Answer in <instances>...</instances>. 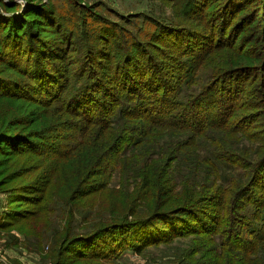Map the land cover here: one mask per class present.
<instances>
[{
	"label": "trees",
	"instance_id": "16d2710c",
	"mask_svg": "<svg viewBox=\"0 0 264 264\" xmlns=\"http://www.w3.org/2000/svg\"><path fill=\"white\" fill-rule=\"evenodd\" d=\"M172 1L194 42L177 49L167 34L123 47L107 40L104 54L75 71L55 38L50 42L58 50L46 48L41 32L28 27L29 9L0 0V104L12 100L13 87L50 94L36 97L35 105L48 110L46 120L59 133L55 140L70 144L60 167L78 166L65 195L74 206L103 212L96 228L81 236L73 233L72 213L63 230L47 210L19 219L24 237L52 244L53 264H111L123 251L142 253L180 238L189 248L177 253L178 264H264V0H229L236 5L229 16L206 10L211 0ZM252 3L256 13L238 14ZM247 19L259 28V38L252 37L261 45L245 49L239 21ZM50 53L60 64L48 60ZM7 69L21 80L5 76ZM201 71L209 77L203 86ZM49 81L56 83L51 90ZM185 86L200 87L182 99ZM17 125L0 127V144L17 140L18 154L42 157L34 173L54 159V145L43 150V130L13 132ZM42 168L35 180L5 189L8 197L32 201L41 191L38 178L52 179L49 167ZM116 174L119 187L112 185ZM97 176L104 178L87 182ZM11 218H0V230Z\"/></svg>",
	"mask_w": 264,
	"mask_h": 264
},
{
	"label": "rangeland",
	"instance_id": "374dc122",
	"mask_svg": "<svg viewBox=\"0 0 264 264\" xmlns=\"http://www.w3.org/2000/svg\"><path fill=\"white\" fill-rule=\"evenodd\" d=\"M4 1L9 4L18 3L22 10L29 9L28 12L30 14L26 19L28 27L31 25L30 28L34 32H41V37H39L41 39L40 42L46 48L58 50L50 42L55 38L53 44H58L62 50L68 51L66 62L71 64L75 71L79 70L83 64L89 63L94 59L97 60L99 54H104L106 52L105 42L107 40L121 42L123 47L125 46V42L130 43L137 39L146 41L149 39V35L161 37L167 34L169 38L175 40L177 49L185 48L188 41L194 42L196 40L185 35L190 26L177 19L172 0ZM226 1L211 0V5L210 7H206V10H216L217 16H221L224 12L229 16L234 11L233 7L236 5L232 1L229 2L228 0V3ZM248 3L250 2L248 1ZM226 6L228 7L224 10ZM255 6V3L246 5L244 9L238 11V14L249 13L255 9ZM257 11L258 9H255L252 14ZM18 13L20 11L13 14ZM258 14L260 15V12ZM239 22L240 28L245 30L242 37H248V40H251H247L245 49L250 46H258L260 44L259 41H256L255 37L252 36H258L259 38V28L256 27L255 23H250L249 19L244 21L246 23L245 26H243V20ZM238 26L239 24L235 27ZM216 28H219V23L216 24ZM230 29L233 28L230 27ZM93 50L97 52H93ZM52 59V54L50 53L48 60L51 63L60 64L59 60ZM4 75L16 82L21 80V74L10 69H7ZM199 75L201 76L200 83H202L200 86L206 85L209 82L207 72L203 73L201 71ZM49 76L51 75L48 74L47 80L50 79ZM51 80H53L52 77ZM24 86L26 87V85ZM53 86H56V83L52 81L47 82L45 85L50 90ZM200 86H194L193 89L186 88L185 86L180 97L184 99L190 93L195 94ZM25 87H20V89L19 87H13L11 90L13 95L12 100H6L0 104V116L3 117V122L0 121V127L7 128V124L9 125V122H12L19 123V125L11 127L13 132L24 130L26 133L31 129L43 130L46 136L44 140H41L45 144L42 146L43 150L48 151L50 149L45 147L46 144L48 146L53 144V152L55 154L54 159L52 157L46 161L44 160L45 165L43 166H48V172L52 171L53 174L52 179L46 178V176L38 178L39 190L41 191L36 193V196L30 197L33 198L31 199L32 201H12L5 189L7 190L21 182L35 180L38 174L43 172L44 168L41 165V168L35 169L34 173H31L30 170L33 167L39 166L40 163L38 161L42 157H38L35 154H18V149L12 145L17 140H10L8 143L0 144V180L5 181L1 184L0 188V218L12 216L8 223L9 225L5 229L0 230V263L53 264L52 255L50 256L52 244L44 242L46 241L45 239L43 246H38L36 239L29 236L24 237V234L18 230L20 226L19 219L22 216H30L32 213L47 210L50 211L48 215L49 221L53 220L55 227L63 230L67 225L66 221L69 218V214L72 213L73 233L81 236L82 234H88L96 228H93L94 224L103 218V212L102 209L97 207L93 209L89 208L87 211L83 207H78L79 202L74 206L69 201L68 196L65 195L68 182L76 178V171L78 169L77 165L71 164L67 165L64 169L61 168V164L64 161H60V154L65 152L70 144L64 142L63 139L55 140V136L59 133L56 131L57 128L49 125L46 120L48 110L41 105H35L36 97L45 98L50 96V94L43 93L42 95L41 89H37L35 92L26 91ZM7 90L9 89L7 88ZM25 94H28L29 97ZM58 104L60 103H57L56 106ZM68 108L71 109L72 106L68 105ZM25 116L30 118L26 120V117L22 121V118ZM36 116L42 117L43 120L31 125L29 122L33 118H36ZM63 134H66V132ZM179 171L181 172L178 173L179 177L185 174L184 167H181ZM227 171V174H237V171ZM16 175H21V177L11 181ZM103 178V176H97L87 179V182L95 183L103 180ZM48 182L49 186L45 189ZM112 185L115 187L120 186L117 174L113 178ZM35 200H39L40 203L35 202ZM99 204L100 202L96 205ZM248 212H251V208L248 209ZM188 244L189 241L187 239L180 238L170 244L160 243L158 245H150L142 253L130 250L123 251L117 256L118 258L115 259V262L111 264H178L175 262L176 255L178 252L181 253L185 248H189ZM54 250H57V246H55ZM71 258V254L66 257L68 262L72 260ZM179 264H184V260Z\"/></svg>",
	"mask_w": 264,
	"mask_h": 264
},
{
	"label": "crops",
	"instance_id": "0c3cea01",
	"mask_svg": "<svg viewBox=\"0 0 264 264\" xmlns=\"http://www.w3.org/2000/svg\"><path fill=\"white\" fill-rule=\"evenodd\" d=\"M3 256H4V252H3ZM1 262V261H0ZM1 264V263H0Z\"/></svg>",
	"mask_w": 264,
	"mask_h": 264
}]
</instances>
